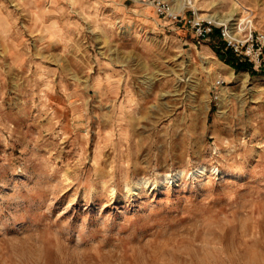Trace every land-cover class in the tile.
<instances>
[{"label": "rangeland", "instance_id": "obj_1", "mask_svg": "<svg viewBox=\"0 0 264 264\" xmlns=\"http://www.w3.org/2000/svg\"><path fill=\"white\" fill-rule=\"evenodd\" d=\"M161 2L0 0V264H264V0Z\"/></svg>", "mask_w": 264, "mask_h": 264}, {"label": "built area", "instance_id": "obj_2", "mask_svg": "<svg viewBox=\"0 0 264 264\" xmlns=\"http://www.w3.org/2000/svg\"><path fill=\"white\" fill-rule=\"evenodd\" d=\"M162 3V7H165V4L159 0V4ZM174 17H177L174 15ZM196 29L197 36L202 40H208L207 37L209 35V31H211V26H205L202 22L196 21L193 26ZM225 29L223 31V35H225L228 39L226 48H231L233 50L234 56L237 57L239 61L246 62L249 61L253 63L255 66H259L264 62V33L259 31H251L249 33V37L247 41L249 42L247 46H244L243 43L238 44L239 42H235L230 36L231 29L225 25ZM234 29V27H233ZM225 32V33H224ZM234 38V37H233ZM246 41V42H247ZM254 66V67H255ZM222 81L216 83L220 84Z\"/></svg>", "mask_w": 264, "mask_h": 264}, {"label": "trees", "instance_id": "obj_3", "mask_svg": "<svg viewBox=\"0 0 264 264\" xmlns=\"http://www.w3.org/2000/svg\"><path fill=\"white\" fill-rule=\"evenodd\" d=\"M217 53L220 58L224 59L225 63L235 68V70H253V66L251 63L238 61L237 58L233 56V54L229 50L226 52L217 50ZM261 71L264 72V69H262Z\"/></svg>", "mask_w": 264, "mask_h": 264}, {"label": "bare ground", "instance_id": "obj_4", "mask_svg": "<svg viewBox=\"0 0 264 264\" xmlns=\"http://www.w3.org/2000/svg\"><path fill=\"white\" fill-rule=\"evenodd\" d=\"M213 19H214V22L217 20V18H215L214 16H211V15H210V20L213 21ZM230 29H231V28H230ZM232 36H233V34H232Z\"/></svg>", "mask_w": 264, "mask_h": 264}]
</instances>
